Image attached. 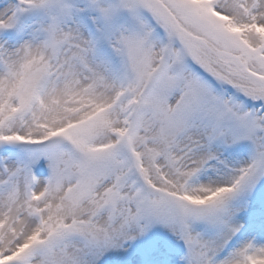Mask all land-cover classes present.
I'll use <instances>...</instances> for the list:
<instances>
[{
  "label": "snow or ice",
  "instance_id": "1",
  "mask_svg": "<svg viewBox=\"0 0 264 264\" xmlns=\"http://www.w3.org/2000/svg\"><path fill=\"white\" fill-rule=\"evenodd\" d=\"M0 264H264V0H0Z\"/></svg>",
  "mask_w": 264,
  "mask_h": 264
}]
</instances>
